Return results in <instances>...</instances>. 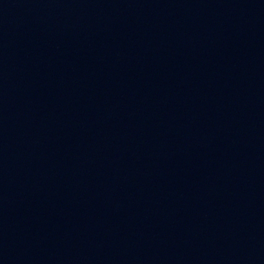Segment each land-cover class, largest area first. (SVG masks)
I'll return each mask as SVG.
<instances>
[{"label": "water", "instance_id": "obj_1", "mask_svg": "<svg viewBox=\"0 0 264 264\" xmlns=\"http://www.w3.org/2000/svg\"><path fill=\"white\" fill-rule=\"evenodd\" d=\"M0 264H264V0H0Z\"/></svg>", "mask_w": 264, "mask_h": 264}]
</instances>
